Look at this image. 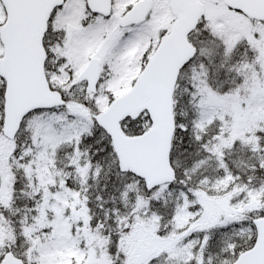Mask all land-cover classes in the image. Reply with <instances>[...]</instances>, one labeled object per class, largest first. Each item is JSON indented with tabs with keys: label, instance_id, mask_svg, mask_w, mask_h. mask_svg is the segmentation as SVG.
<instances>
[{
	"label": "snow or ice",
	"instance_id": "6c2138e0",
	"mask_svg": "<svg viewBox=\"0 0 264 264\" xmlns=\"http://www.w3.org/2000/svg\"><path fill=\"white\" fill-rule=\"evenodd\" d=\"M0 264H264V0H0Z\"/></svg>",
	"mask_w": 264,
	"mask_h": 264
}]
</instances>
